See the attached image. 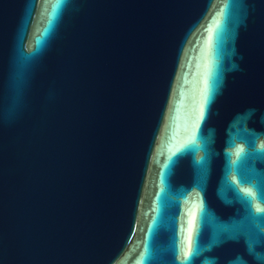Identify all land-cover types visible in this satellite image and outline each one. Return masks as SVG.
Returning a JSON list of instances; mask_svg holds the SVG:
<instances>
[{"label":"water","instance_id":"water-1","mask_svg":"<svg viewBox=\"0 0 264 264\" xmlns=\"http://www.w3.org/2000/svg\"><path fill=\"white\" fill-rule=\"evenodd\" d=\"M0 264H264V0H0Z\"/></svg>","mask_w":264,"mask_h":264}]
</instances>
